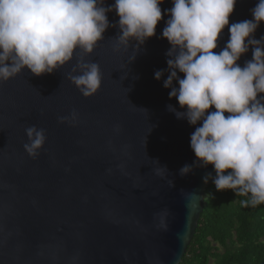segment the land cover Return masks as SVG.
<instances>
[{
    "label": "water",
    "instance_id": "water-1",
    "mask_svg": "<svg viewBox=\"0 0 264 264\" xmlns=\"http://www.w3.org/2000/svg\"><path fill=\"white\" fill-rule=\"evenodd\" d=\"M114 3L105 0L104 6ZM257 3L237 0L229 25L253 19ZM171 7V0H163L156 35L138 50L132 41L128 50L113 51L120 30L105 31L85 58L98 63L102 74L92 97H83L67 79L78 52L52 74L25 69L0 83V264L181 262L204 207V190L213 183L202 178L215 172L211 165L185 176L179 172L196 160L190 136L200 124L190 125L168 107L184 111L163 86L171 45L161 37ZM107 18L118 24L115 11ZM261 36L264 22L254 33ZM228 39L226 26L213 51ZM251 59L250 48L238 63ZM158 70H164L160 80L154 77ZM73 109L77 122H58ZM32 125L47 135L36 158L23 147Z\"/></svg>",
    "mask_w": 264,
    "mask_h": 264
},
{
    "label": "clouds",
    "instance_id": "clouds-1",
    "mask_svg": "<svg viewBox=\"0 0 264 264\" xmlns=\"http://www.w3.org/2000/svg\"><path fill=\"white\" fill-rule=\"evenodd\" d=\"M171 2L161 37L171 45L163 86L171 89L169 98L184 109L176 111L169 105V110L190 125L200 124L190 136L196 160L184 165L180 175L211 165L215 176L207 173L202 178L205 184L211 180L217 192L232 190L245 197L243 207L264 204V36L254 38L264 22V0L251 9L253 19L231 25L229 17L237 0ZM162 3L115 0L105 7V0H0V83L25 69L35 76L52 74L78 52L67 79L83 97H92L101 87L102 74L98 63L85 58L103 41L105 31L120 30L113 51L128 50L132 41L138 50L156 35ZM112 11L119 17L118 24L108 21L107 13ZM226 26L229 39L215 52ZM250 48L252 59L241 66L238 61ZM163 75L164 70L154 73L157 80ZM78 118L73 109L58 122L75 123ZM25 133L24 150L36 158L46 143V129L32 125Z\"/></svg>",
    "mask_w": 264,
    "mask_h": 264
},
{
    "label": "trees",
    "instance_id": "trees-1",
    "mask_svg": "<svg viewBox=\"0 0 264 264\" xmlns=\"http://www.w3.org/2000/svg\"><path fill=\"white\" fill-rule=\"evenodd\" d=\"M232 190H204V207L179 264H264V204L243 207Z\"/></svg>",
    "mask_w": 264,
    "mask_h": 264
}]
</instances>
